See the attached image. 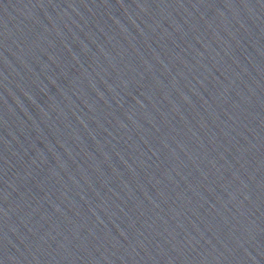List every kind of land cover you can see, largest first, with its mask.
Wrapping results in <instances>:
<instances>
[{
  "label": "water",
  "instance_id": "water-1",
  "mask_svg": "<svg viewBox=\"0 0 264 264\" xmlns=\"http://www.w3.org/2000/svg\"><path fill=\"white\" fill-rule=\"evenodd\" d=\"M0 264H264V0H0Z\"/></svg>",
  "mask_w": 264,
  "mask_h": 264
}]
</instances>
